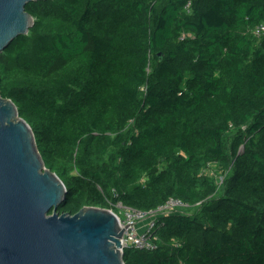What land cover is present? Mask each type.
Instances as JSON below:
<instances>
[{
  "label": "trees",
  "instance_id": "16d2710c",
  "mask_svg": "<svg viewBox=\"0 0 264 264\" xmlns=\"http://www.w3.org/2000/svg\"><path fill=\"white\" fill-rule=\"evenodd\" d=\"M26 9L0 93L66 184L57 211L180 199L156 218V247L125 248V264H264V0Z\"/></svg>",
  "mask_w": 264,
  "mask_h": 264
},
{
  "label": "water",
  "instance_id": "95a60500",
  "mask_svg": "<svg viewBox=\"0 0 264 264\" xmlns=\"http://www.w3.org/2000/svg\"><path fill=\"white\" fill-rule=\"evenodd\" d=\"M31 1L0 0V52L33 26ZM67 192L30 123L0 93V264H125L118 214L99 206L60 214Z\"/></svg>",
  "mask_w": 264,
  "mask_h": 264
},
{
  "label": "built area",
  "instance_id": "2783aa9c",
  "mask_svg": "<svg viewBox=\"0 0 264 264\" xmlns=\"http://www.w3.org/2000/svg\"><path fill=\"white\" fill-rule=\"evenodd\" d=\"M254 32L256 35H261L264 32V25L256 26ZM185 205L180 199L170 198L165 204L148 211L127 205L121 201L117 202L112 209L118 214L121 226L124 228L122 250L124 251L125 248L129 247L154 249L156 247L154 240L157 239V235L153 230L156 218L169 214Z\"/></svg>",
  "mask_w": 264,
  "mask_h": 264
},
{
  "label": "rangeland",
  "instance_id": "374dc122",
  "mask_svg": "<svg viewBox=\"0 0 264 264\" xmlns=\"http://www.w3.org/2000/svg\"><path fill=\"white\" fill-rule=\"evenodd\" d=\"M213 171H215L214 169H213ZM217 174H219V173H217ZM219 176V175H218Z\"/></svg>",
  "mask_w": 264,
  "mask_h": 264
}]
</instances>
